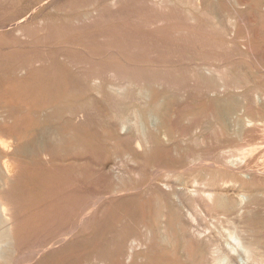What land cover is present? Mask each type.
<instances>
[{
	"label": "bare ground",
	"instance_id": "6f19581e",
	"mask_svg": "<svg viewBox=\"0 0 264 264\" xmlns=\"http://www.w3.org/2000/svg\"><path fill=\"white\" fill-rule=\"evenodd\" d=\"M80 1H82L81 3H83L84 5H86V7L89 8L88 11L84 12L85 14H83V16H78V18L76 17L79 20H83L86 17L92 18L94 16L99 18H104L105 16H107V18H115L120 14H132L130 17L128 16V18L126 19L127 22L125 24H117L112 30L108 28V26H105V31L101 33L102 36L110 39H116L117 42H119L112 45L110 44V46H108L106 50L102 51L101 49L94 48L87 42H81L80 40L75 41L72 39H68L64 42L65 47L63 48L65 49L73 48L75 46H82L88 50H85V52L84 50L82 51L84 53H86L87 51L86 55H82V57L84 58H82L84 60L81 61L82 63L89 64V61H99L102 63L110 62L112 64V67L110 66L111 69H107L108 73L104 74L103 72L101 73L95 71H88L82 74L78 73L79 76L81 75L80 77L82 78V83L80 84L81 86H75V83H70L69 81H66L67 88L61 90L57 86L52 87L50 85L52 88H48L43 92H47V94L43 95L45 99L43 98V101H37V96H39L38 93L41 91L38 85L42 82L47 81L48 78H51V76L53 77L52 81L55 84L61 82L62 84H65V82L63 81L64 78L60 74V71L59 73H56L54 70V73L52 70L53 68L51 70L47 69L50 71H46L43 68H34L32 66V63L25 61L19 62V60L17 61L14 59V56H0V64L4 65L11 62V68L6 71V74L8 77L12 78L13 81L19 83L22 87H26L24 86L25 84H22L24 83V80L19 77V74L22 75L23 73H27L29 77H31L33 82L30 84L28 83L27 85H30V87H32L31 91H33L32 94L34 95V101L32 104L33 110L31 112L32 139L28 143H19V138L17 136L9 135V133L4 130V128H2L1 124L6 122L5 119L7 118V114H4L6 113V111H0V264H32L36 260H38L39 256L42 253L55 248L57 246L56 244L62 245L67 243L68 240L72 236H74L78 230H80V228L85 227L86 222L90 221L96 215L100 204L106 197H108V194H105L107 193L106 191L105 193H103V191L99 193V190H96L97 192H94L93 190L92 192L88 191L87 194L85 193L84 196H81L79 198L77 196L79 193H77V197H75V200L65 199L57 201L56 203H53L55 205L50 204L51 206L48 208H41L39 206H36L34 201L30 203L27 202V205H25L22 201L18 199L19 192L16 188L17 182L15 179L16 170L14 169V155L19 153L23 155L24 153L26 154L27 152L32 151L33 149L30 146V143L33 146H36L37 143L39 144L37 139L39 137L38 134L40 131L38 127L39 122H41L42 120H53L54 116L56 114H59L58 112H62L60 115L64 114L65 116L68 115L70 116V118H73L75 120L84 121V118H86L88 114L86 113V102L81 100V97H83L84 95H88L89 93H91L92 96L98 99L103 98L105 96V98L107 97L109 100H111V102H113L115 106L113 109L116 108V110H114L116 112V119L115 122H113L110 126H112L115 130V133L118 132V135H120L121 137H127L132 142L133 147L135 146L134 148L138 150H143L150 146L148 145L146 139L147 131L150 127H155L156 130H154L158 132L160 137L166 139L167 136V133L164 131V129L161 130L159 128V125H157L161 117L160 105L156 104L155 108L149 107L146 110H142V108L146 107V102L150 97L149 87L156 86L162 88L166 87L167 89L168 87L170 88V85L166 84L163 81L164 78L159 77L158 75L160 74L158 73L166 75L188 73L193 75L198 82V87H196L201 91H204L205 93L209 94L210 96L215 97L216 118L218 125L226 130H230L232 128L235 135H239L241 133L240 129L248 130L249 128H251V130H256L257 128H261L260 126H263L261 122H263L262 116H264V112L260 113L257 109L262 108L264 110V80L259 86L247 87L245 86L242 78L238 79L237 76H233L234 73L232 69L234 66L233 60L235 61V58L237 57L241 59L242 62L246 60L244 56H247L250 53L253 56L259 58L261 55H264V7L262 9L260 8L261 2L259 3L258 1L254 0V3L251 4L254 6L252 7L254 8L253 10H256L258 13L257 19L260 23H262V27L259 30H256L253 27V25L247 18L246 12L239 9L241 8L240 6H244V0H238V4L240 6H235L238 7L237 11H227L222 15V17H226L225 14H227V20H224L222 22V20L225 19L223 18L221 20V23L223 24L225 21H228V25H224L226 26L228 32H226L227 30L225 29L226 33H223L224 27H222V25L220 24V20H218V16L221 13L217 16V11L215 12L211 8H209V5L211 4L209 3L208 5L209 0ZM211 2L215 3V1L213 0ZM112 8H116V11H111ZM133 12L135 15L133 14ZM141 12H145L146 15L141 17ZM249 14L250 13H248V15ZM201 16H205L206 18H208V20L206 19L207 21H205L203 19L201 21ZM28 18H23V20H20V22L23 21V23L21 22L22 26L20 25L21 27L19 29H14L17 27L18 23L13 24V30H17L18 32L21 31L20 33L17 32L18 34L16 35L28 37L29 39L27 38L23 41L28 40L29 42L31 38H34V34L32 36H28L27 34L28 30L26 28L29 25ZM131 18L134 20V22L129 20ZM128 26L131 27L129 30H127ZM2 28L3 27L0 28L1 31L3 30ZM138 28H140L141 30H136ZM226 34L228 37L226 36ZM20 39L17 38V40ZM252 41H255L257 43L251 45L250 43ZM177 42L182 44L178 48L181 49V51L177 54L170 53L167 55L162 54L160 56H152L149 54L151 52L150 45L153 47V44H155V46L153 47L155 48L166 43L169 45L168 50H170L174 49V45ZM1 43L3 44V42ZM136 43H146L147 45L143 48H138ZM239 46L242 49L237 51L239 49ZM23 47L25 48V46ZM10 50H12V48H10ZM158 51L164 52L163 50ZM53 63L55 62L53 61ZM242 64L243 63L240 64L241 67L238 69L240 71L242 68ZM255 64L258 65V63ZM247 66L248 64L246 65V67ZM256 68L258 72L264 75V64H260ZM240 73H242V71ZM75 80L77 82V79ZM254 80H256V78ZM76 84L78 85V83ZM166 88L163 89L165 90ZM168 91L170 92L172 90ZM171 93L172 92H170V95ZM65 99L70 101L72 99H79L81 101H75L72 104L70 103L69 105H67V107H63L64 109L62 111L61 109L58 110V105L62 104ZM98 102L100 101L98 100ZM41 113L45 115L44 119H40ZM94 113L92 118L95 117ZM111 115H113L112 112ZM187 116L188 115L184 117ZM200 118L202 119L203 115ZM200 118L199 120H201ZM101 122L102 121H99V126L100 124H102ZM198 122L196 124H198ZM201 122H203V120L200 121V124ZM104 123H106V121ZM183 125L187 126L186 123ZM90 126L92 125L90 124ZM199 129H202V127L198 124L196 126L194 125V128L191 127L187 132H189L190 136L193 137L195 140H200L202 138V135L199 134ZM184 131V128L180 129L179 127V130L176 131V133H183ZM211 133L213 134V132L210 131V135ZM259 136H261L259 138V141L257 140V142L253 141L255 143L247 144H245V142L244 144H240V146L235 148L237 154H226V152L224 154V152L222 151L218 154L219 157L217 156L218 158L216 160L210 162L205 158L204 155V158H202L200 154L199 156L195 154V156L193 157H188L190 158V166L184 172H179L177 169L178 167L176 169H167L165 171H161V169L158 173L154 174L153 177H151L152 183L155 184L154 186H157L161 191L170 192V194L173 196L176 207L178 206L183 211V214H185V216L190 222L188 229L190 230L191 236L194 238V240L200 242L206 241V243L209 242L210 244H212V247L209 251V261L207 264H264V244L261 243L262 238H259L258 234H256L264 230V135ZM57 137L59 136L57 135ZM177 137L178 136H176V138ZM248 137L249 136H247V138ZM169 143L172 144V142ZM217 143L220 142L217 141ZM51 144L54 145V143ZM94 146H92V148ZM191 151L193 152V150ZM51 155V147L42 151L43 157L48 158ZM249 155H252V157L250 156V158ZM207 156L211 157V155ZM86 158L89 159L90 157L86 156ZM118 160L116 159V161ZM133 162L135 163L136 161ZM120 164L119 166L122 167V165ZM114 168L115 166L112 165V162H107L103 165L102 170H106L107 172L113 171L116 175L115 177H117L120 172L115 173L116 169L114 170ZM203 168L206 170L208 169V173L203 179H200L197 173L199 170H203ZM95 170L96 172L94 173L100 172L97 169ZM217 173H223V175L217 177ZM135 178H137V176H135ZM47 185L50 186L49 184ZM135 185L134 187H136ZM102 187L99 189H103ZM45 190L46 189H44V191ZM123 190L129 189L117 186L114 190H112V192L113 195H115L116 193L122 192ZM45 192L48 191L46 190ZM58 194L59 193L56 192V195ZM184 196L192 198L201 197L208 204H213L214 207L216 206L221 207L223 209H227L228 213L226 215L228 216V219L224 221L227 223V225H221L220 222V226L222 227V229L221 231L219 230L220 235L222 237V239L220 240H222L223 242H215L212 237L214 233H212L213 235L207 234L206 227H204L205 230H203L204 228H195V226L191 223L192 221H190H194L196 219L192 212L194 210H184L185 208H182ZM203 206H205V204ZM216 216L220 217L221 215L219 216L217 214ZM126 223L128 224V222ZM181 225L182 223L179 222L178 226L180 227ZM217 225L218 224L216 223V226ZM39 228H42V230ZM37 229L41 231L39 232V230ZM159 229L161 232L164 231L163 226H161ZM167 239V236L163 235L162 240L164 241ZM120 240H123L121 239V236ZM125 244L127 245V243ZM142 245V241H140L138 238H130L128 241V248L130 251L127 254V257L130 259L133 255L134 248L140 247ZM17 252H19L20 255L16 257L15 253ZM126 260L125 262H127Z\"/></svg>",
	"mask_w": 264,
	"mask_h": 264
},
{
	"label": "rangeland",
	"instance_id": "374dc122",
	"mask_svg": "<svg viewBox=\"0 0 264 264\" xmlns=\"http://www.w3.org/2000/svg\"><path fill=\"white\" fill-rule=\"evenodd\" d=\"M54 1L55 0H0V28L3 27L2 28L3 30L2 31L0 30V39H2L0 41L3 42V44L0 42V56H14V59L17 61L19 60V62H24V61L29 62L32 63V66L34 68H39V69L43 68L46 71H50L53 68L52 69L53 72L54 70L56 73H59L60 71V74L64 78L63 81L65 82V84H62V82L55 84L52 81L53 78L52 76L51 78H48L47 81L40 83L38 86L41 89V91L38 93L39 96H37L38 99L37 101L40 100L43 101L45 99L43 95L47 94V92L46 93L43 92L48 88L57 86L61 90L66 89L67 88L66 81H69L70 83H75V86H81L80 84L82 83V78L80 77L81 75L79 76L78 73L82 74L88 71L90 72L95 71L101 73L103 72L104 74L108 73L107 69H111L110 66L112 67V64L110 62L102 63L99 61H95V62L89 61L88 62L89 64L82 63L81 61H84L82 55L84 54L86 55L88 50L82 46L81 47L75 46L73 48L65 49L63 48L65 47L64 42L65 40L68 39H72L75 41L80 40L81 42L84 41L87 42L94 48L101 49L102 51L106 50L108 46H110V44L112 45L119 42H117L116 39L113 38L110 39L102 36L101 33L105 31L106 28L105 26H108V28L112 30L114 26L117 24H121V23L125 24L127 22L126 19L128 18V16L130 17L132 15L130 13L120 14L115 18H107V16H105L104 18H99L94 16L92 18L86 17L83 20L81 19L79 20L77 19L78 16H83V14H85L84 12L88 11L89 8L86 7V5H84L83 3H81L82 1L80 0L77 1L56 0L55 2ZM211 1L212 0H209L208 2V5L209 3H211L209 5V8H211L215 12L217 11L216 12L217 16L218 14L221 13L220 14L221 16L220 15L218 16L219 17L218 20H220V24L222 25V27H224L223 33L228 32V30L226 29V26L228 25L227 23L228 21H225L226 23L224 22L223 24L221 23V20L223 18L225 19H223L222 22L224 20H227L226 18L227 14H225L226 17H222V15L227 11H231V12L237 11V8L240 6L238 4L239 1L213 0L215 1V3ZM256 1H258L259 3L261 2L260 8L262 9L264 7V0L261 1L256 0ZM243 2L245 3L244 6L243 5L240 6L241 8L239 9L246 12L247 18L249 19L253 27L256 30H259L262 27V23H260L259 20L257 19L258 17L257 11L253 10L254 8H252L254 6L251 4L254 3V0H248V1L244 0ZM112 9L111 11H116L115 10L116 8H112ZM145 12H141L142 14L141 17L146 15ZM248 13L250 14L248 15ZM201 17H202L200 18L201 21L203 19L205 21L208 20V18H206L205 16H201ZM23 18H28L29 25L26 28L28 30L27 32L28 36L29 35L32 36L34 34V38L30 37L31 39L29 42L28 40L23 41L28 37L16 35L21 31L18 32L17 30L15 31L13 30L14 27L13 24L18 23L17 27L14 29H19L22 26L21 22L23 23V21L20 22V20H23ZM129 20L134 22L132 18ZM225 24L226 26H224ZM130 28L131 27L128 26L127 30H129ZM136 30H141V29L138 28ZM17 38L19 39L22 38V39L17 40ZM254 43L257 42L252 41L250 44L252 45ZM136 45L138 48L141 47L143 48L147 44L136 43ZM180 45L182 44L177 42L174 45V49L168 50L169 45L166 43L155 48H153L155 46V44H153V47L150 45L151 52L149 54L152 56H160L162 54L167 55L170 53L177 54L181 51V49H178ZM23 46H25V48ZM10 48H12V50H10ZM240 49L242 48H240L239 46V49L237 51H239ZM83 50L84 52L85 50H87L86 53L82 52ZM158 50H163L164 52ZM244 58L246 60L242 62L241 59H239L238 57L235 58V61L233 60L234 63V66L232 68L234 73L233 76L234 77L237 76L238 79L242 78L245 86L247 87L259 86L264 80V75L258 72L256 67L260 64H264V55H261L259 58L253 56L250 53L247 56H244ZM53 61L55 63H53ZM254 61L255 63H258V65L255 64ZM241 63H243L241 68L242 73H240L241 71L238 70L241 67L240 66ZM247 64L248 66L246 67ZM9 68H11V62L4 65L0 64V111L2 112L6 111V113L4 114H7L6 115L7 118L5 119L6 122L2 123L1 126L2 128H4V130H6L9 133V135L17 136L19 138V143H28L32 139L31 112L33 110L32 104L34 101V97H33L34 95L32 94L33 91H31L32 87H30V85L28 86L27 84L28 83L30 84L33 81L27 73H23L22 75L19 74L20 75L19 77H21L24 80V83L22 84H25L24 86H26V87H22L19 83H16L15 81H13L12 78L7 76L6 71ZM158 74H160L158 75L159 77L164 78L163 81L166 84L170 85V88L168 87L167 89L166 87H163L166 88L164 90L162 87H156V86L149 87L150 97L146 102L147 104L146 107L142 108V110H146L149 107L155 108L156 104L160 105L161 117L157 125H159V128L161 130L164 129V131L167 133L166 139L159 136L158 132L155 131L156 130L155 127H150L147 131V137H146L147 143L150 146L143 150L135 149L134 148L135 146L133 147L132 142L127 137L125 138L124 136L121 137L120 135H118V132H116L117 133L116 134L113 127L110 126L112 125L113 122H115L116 119V112L114 111L116 110V108L113 109L115 107L113 102H111V100H109L107 97L105 98V96L103 98L98 99L92 96L91 93H89L88 95H84L83 97H81V100L86 102V113H88L87 114L88 117L86 116V118H84L85 123L83 120L82 121L75 120L73 118H70V116L68 115L66 116L64 114L60 115L62 112L61 113L58 112L59 114H56L53 120L51 121L42 120L41 122H39L38 127L40 131L38 134L39 137L37 138L39 144L37 143L36 146H33L30 143V146L33 149L32 151H29L26 154L24 153L23 155H21L20 153L14 155V159H15L14 169L16 170L15 179L17 182L16 188L18 189L19 192V194L17 193L19 196L18 199L22 201L25 205H27V202L30 203L34 201L36 206H39L41 208L44 207L48 208L51 206L50 204L55 205L53 203H56L57 201L60 200H65V199L75 200V197L78 196L79 198L81 196H84V194L85 193L87 194L88 191L92 192L94 190V192H97L99 190V193L102 191L103 193H105L106 191L107 193L105 194L106 195L108 194V197H106L107 199L106 198L104 199L106 201L103 200L105 203L102 201V203L100 204L96 215L90 221L86 222L85 227L80 228V230L76 232V234L74 235L76 237L72 236L65 244L62 245L56 244L57 246L55 248L42 253L39 256L38 260H36L32 264H100V263H104V264H204L205 263L207 264L208 263L209 251L210 248L212 247V244H210L209 242L206 243V241L200 242L194 240V238L191 236L190 230L188 229L190 222L188 218L185 216V214H183V211L178 206L176 207L173 196L170 194V192L161 191L157 186H154L155 184L152 183L151 177H153V175L158 173L161 169H162L161 171H165L167 169H173V168L176 169L178 167L177 169L179 172H184L190 166V158L188 157L189 156L193 157L195 156V154L198 156L200 154L202 158H204L205 156V158L209 162L216 160L219 157L218 154L221 153L222 151L224 152V154L225 152L226 154L229 153L237 154L235 148L240 146V144H244L245 142H246L245 144L255 143L253 141L257 142V140L258 141L260 140L259 138L261 136L259 135H264V116H262L263 122H261V124L263 126H260L261 128H257L256 130H251V128H249L248 130L240 129L241 133L239 132L240 133L239 135L237 134L235 135L232 128L230 130H226L218 125L216 118L215 97L210 96L204 91L198 89L197 88L198 82L193 75L188 73L187 74L177 73L174 75L173 74L166 75L161 73ZM239 74L241 77L239 76ZM244 75L246 76L247 79L245 78ZM255 78L256 80H254ZM75 79H77V82ZM76 83H78V85ZM168 90H172L170 92H172L173 94L171 93L170 95V92ZM67 99H65L64 102H62V104L58 105L57 107L58 110L61 109L62 111L70 103L72 104L75 101H81L79 99H75V100L72 99L71 101ZM98 100L100 102H98ZM176 101L178 104L176 103ZM257 110L260 113L264 112L262 108ZM92 111H94L97 114H95ZM111 112L113 115H111ZM93 113L95 116L94 118H92ZM183 115L184 116L188 115V116L184 117ZM202 115L203 118L201 119L200 117ZM44 117L45 115L41 113L40 119H44ZM96 118L99 121H102L101 122L102 124H100V126H99V121ZM199 118L201 120H199ZM194 120L197 122L199 121L198 124L202 127V129L198 130L199 134L202 135V138L200 140H195L193 137L190 136L189 132H187L191 127L194 128V125L195 126L198 125L196 124L197 122H195ZM202 120L203 122H201L200 124V121ZM105 121L106 123H104ZM171 122L174 124H172ZM185 123L187 124V126L183 125ZM90 124L92 126H90ZM179 127L180 129L184 128L185 133L184 132L176 133V131L179 130ZM48 128L49 130L50 129L52 130L49 131ZM210 131L213 132V134L211 133L210 135ZM254 134L255 135L259 134V135H256L255 137ZM57 135L59 137H57ZM227 135L228 136L231 135V136L228 137ZM246 135L249 136L248 137L249 139L247 138ZM176 136L178 137L176 138ZM217 141L220 143H217ZM76 142H77V147H76ZM169 142H172V144H170ZM51 143H54V145ZM79 146L82 149V151L79 148ZM92 146L97 148L93 147L94 148L93 149ZM50 147L52 148V155L54 157L52 155L49 156L48 158L43 157L42 151L44 149H49ZM203 148H205L206 150ZM191 150H193V152ZM186 154L189 155L187 156ZM207 155H211V157ZM252 155H249V157L250 156L252 157ZM86 156L90 158L88 159L86 158ZM116 159L119 160L116 161ZM133 161L136 162L134 163ZM107 162H112V165L115 166L114 170L115 169L117 170V171L115 170V173L120 172L117 177H115L116 175L114 174L113 171L107 172L106 170H102L103 165L106 164ZM118 163L122 165L123 168L119 166ZM97 166L98 167L100 166L99 169ZM127 166L129 169L127 168ZM154 166L156 167V169ZM93 169L94 170L97 169L100 172L94 173L96 172V170L94 171ZM207 173H208V169L206 170L203 168V170H199L197 174L200 177V179L201 178L203 179ZM134 175L137 176V178H135ZM222 175L223 173H217V177H220ZM46 183L49 184L50 186H48ZM134 185L137 188L134 187ZM117 186H121L122 188L129 190H123L122 192H118L115 195H113L112 190H114ZM101 187L103 189H99ZM44 189H46L48 192H45L46 190L44 191ZM56 192H58L59 194L56 195ZM77 193L79 194L77 195ZM201 200H203V198L201 197L192 198V197L184 196L182 208H185L184 210L187 209H190L191 211L192 209L194 210L192 212L196 219L194 221L193 220L190 221H192L191 223L195 226V228L197 227L203 229L204 227H206L207 234L213 235L212 233H214L212 237L213 240H215V242H223L222 240H220L222 239L220 235V231L222 229V227L220 226V222L221 225H225V224L227 225V223L224 222L228 219V216L226 215L228 213L227 209H223L221 207H216V206L214 207L213 204H208L205 200L203 201ZM204 204L205 206H203ZM217 214L221 216L217 217L216 216ZM126 222H128V224ZM179 222L182 223L180 227L178 226ZM216 223L218 224L217 226ZM161 226L164 227L163 229L164 231L162 232L159 229ZM129 227H131L132 229ZM39 229L42 230V228ZM41 230H39V232ZM203 230H205V228ZM256 234H258L259 238H262L261 243L264 244V230ZM163 235L167 236L168 239L163 241L162 240ZM120 236L121 239L123 240H120ZM132 237L138 238L140 241H142L143 245L134 248L133 255L129 259L127 257V254L130 251L128 248V241ZM125 243H127V245ZM18 255H20L19 252L15 253L16 257ZM125 260L127 262H125Z\"/></svg>",
	"mask_w": 264,
	"mask_h": 264
}]
</instances>
